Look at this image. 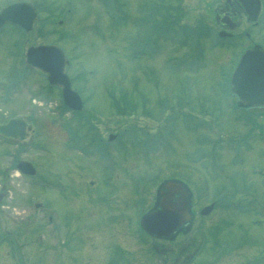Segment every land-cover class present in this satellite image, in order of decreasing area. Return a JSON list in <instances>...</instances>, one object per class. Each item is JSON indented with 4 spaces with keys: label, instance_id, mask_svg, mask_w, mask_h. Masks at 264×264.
Wrapping results in <instances>:
<instances>
[{
    "label": "rangeland",
    "instance_id": "374dc122",
    "mask_svg": "<svg viewBox=\"0 0 264 264\" xmlns=\"http://www.w3.org/2000/svg\"><path fill=\"white\" fill-rule=\"evenodd\" d=\"M115 1L126 14L111 26L87 15L105 11L100 0L84 1L78 20L67 18L75 32L61 42L86 98L92 130L82 129L83 143L95 131L117 134L105 142L111 156L84 155L64 172L75 164L67 153L73 131L53 108L44 114L49 88L35 75L38 172L0 194V264H264V118L237 109L227 93L224 74L237 55L216 45L217 0ZM36 35L35 43L46 39ZM166 178L188 184L196 213L168 240L138 222L155 210ZM211 202L215 210L201 215Z\"/></svg>",
    "mask_w": 264,
    "mask_h": 264
},
{
    "label": "flooded vegetation",
    "instance_id": "af4514ba",
    "mask_svg": "<svg viewBox=\"0 0 264 264\" xmlns=\"http://www.w3.org/2000/svg\"><path fill=\"white\" fill-rule=\"evenodd\" d=\"M18 3L22 4L20 10L12 11L7 17H0V194L3 195L11 189L10 183L17 179L19 165L35 162L34 149L40 135L35 124V120L40 115L35 110L36 96H39L35 92V75L44 79L45 85L49 88L45 97L51 98L47 103V110L43 111L47 113L44 114H48V105L54 102L53 104L62 109L64 115L77 114L79 122H85L82 129H87L85 125L88 123L86 121L88 114L85 110L74 111L62 105V88L58 85H50L47 80L48 74L36 69L29 60L31 55L40 57L33 52L36 45L56 44L65 50L61 42L62 39L66 41L67 18L78 20L77 17L83 12V0H76V4L75 0H46V3L43 0H0V15L7 8ZM73 5L76 8L75 12H71ZM213 17L215 26L218 27V34H221L222 39L227 40L228 43H233L239 58L246 49L250 48L264 52V0H217ZM36 31H40L46 39L35 43ZM7 34H11L10 46ZM53 36H56V39H53ZM237 39L243 40L236 43ZM66 68L68 67L65 66V71ZM70 76L73 78L72 75ZM255 113L263 116L264 109ZM14 121L18 123L14 124ZM10 124L12 126L9 129H3ZM109 135L105 139L104 134L95 131L91 138L92 143L86 145L83 143L80 131H77L71 140L73 145H68V148L74 152L72 150L67 152L75 158V164L69 169H64V172L77 169L76 165L84 163L78 160L84 156L82 150L91 152L92 155L96 154L99 158L105 157L103 155L110 158L113 148L105 147V142L112 143L108 140ZM64 146L61 145L62 148ZM64 166L68 167L67 157L64 159ZM22 177L29 179L25 175ZM183 230L180 233L184 232Z\"/></svg>",
    "mask_w": 264,
    "mask_h": 264
},
{
    "label": "water",
    "instance_id": "95a60500",
    "mask_svg": "<svg viewBox=\"0 0 264 264\" xmlns=\"http://www.w3.org/2000/svg\"><path fill=\"white\" fill-rule=\"evenodd\" d=\"M16 8L20 10L22 5H16L13 9ZM12 10L4 12V16L7 17ZM52 50L53 48L48 46L37 47L33 52L40 57L35 56L34 59L31 57V60L35 65L43 67L50 73L51 83L57 82L64 86V98L69 105L80 108L79 96L71 90L70 80L63 72L65 60L63 62L62 59H59V56ZM231 85L232 93L238 97L237 103L240 107L247 109L264 107V52L247 51L233 72ZM9 128L10 126L4 127L5 130ZM19 167L25 173H35V169L30 163H25V165L21 163ZM162 186H165L166 190L159 192L160 208L142 218V227L149 234L160 238L169 237L173 231L191 218L190 195L183 183L169 180ZM176 194H179V197L176 198ZM212 209L213 204L203 208L201 213L209 214Z\"/></svg>",
    "mask_w": 264,
    "mask_h": 264
}]
</instances>
